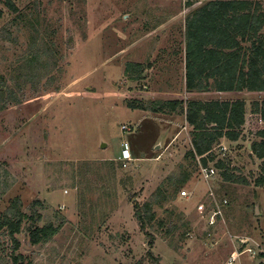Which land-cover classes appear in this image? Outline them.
Masks as SVG:
<instances>
[{
	"label": "rangeland",
	"instance_id": "374dc122",
	"mask_svg": "<svg viewBox=\"0 0 264 264\" xmlns=\"http://www.w3.org/2000/svg\"><path fill=\"white\" fill-rule=\"evenodd\" d=\"M13 1L17 14L0 4V218L18 198L28 215L35 201L45 205L40 226L66 219L36 246L24 226L23 264H261L264 189L254 186L253 133L222 142L225 156L216 152L248 185L225 181L214 163L216 174L204 179L188 156V131L171 139L183 116L130 109L168 96L264 100L184 94V20L159 24L184 13L186 0ZM124 143L133 157L127 168ZM145 203L154 204L155 222L142 230L135 204ZM11 253L0 233V264H11Z\"/></svg>",
	"mask_w": 264,
	"mask_h": 264
},
{
	"label": "trees",
	"instance_id": "16d2710c",
	"mask_svg": "<svg viewBox=\"0 0 264 264\" xmlns=\"http://www.w3.org/2000/svg\"><path fill=\"white\" fill-rule=\"evenodd\" d=\"M198 0H186L191 8ZM4 9L19 13L13 0H0ZM0 8V20L4 9ZM185 68L186 88L190 93L264 92V11L259 2L247 0H213L192 11L185 21ZM140 72L139 64L129 65ZM144 73V72H143ZM142 78V74L139 76ZM130 109L144 112L172 114L186 117L193 129L192 149L188 156L200 159L203 167L214 163L225 181L248 185L249 181L231 171L230 161L218 159L213 153L221 139L238 142L246 124L244 101L189 100L152 102L150 107L143 102H131ZM259 110V108H257ZM264 120V104L260 110ZM258 142L252 143L251 158L262 161L260 175L254 186L264 189V130L257 133ZM187 178L182 179L183 184ZM135 199V198H134ZM158 203V202H156ZM154 204H135V216L142 230L146 224L155 222ZM45 205L35 201L30 214L22 211L21 199H14L0 218V233L12 243L11 264H23L25 258L18 254L20 241L17 235L25 230L33 245L47 244L65 225L64 217H57V224L44 221ZM153 246V240L150 242ZM264 264V254L260 255Z\"/></svg>",
	"mask_w": 264,
	"mask_h": 264
},
{
	"label": "crops",
	"instance_id": "0c3cea01",
	"mask_svg": "<svg viewBox=\"0 0 264 264\" xmlns=\"http://www.w3.org/2000/svg\"><path fill=\"white\" fill-rule=\"evenodd\" d=\"M210 1H213V0H199V2H196L194 4V6H192L191 8H187L186 7V10H185L184 13H180V14H178L176 16H171L168 19H166L165 22H162V24H159V25H164V26L171 25V24L173 25V24L177 23L178 21H180L182 19L184 20V23H185L187 16L192 11L196 10L197 8L201 7L202 5H204V4H206L207 2H210ZM247 1H253V2H259L260 3V1H258V0H247ZM261 6H262V4H261ZM158 31H159V29H157L156 32H158ZM153 34H157V33H155V32H149L148 33V36H154ZM184 52H185V50H184ZM184 63H185V57H184ZM171 80H173V79H171ZM169 83H170V80H169ZM174 83H175V81H174ZM184 91H185L184 94L187 97H190L192 94H195L196 93V92L195 93H190V92H188V90L186 88V68L184 69ZM245 93L250 94V92H233V93L206 92V93H201V94H216V95H220V96H223V95H226V96H235V95H242V94H245ZM254 93L255 94H258V92H254ZM147 94H152V93H147ZM174 94H175L174 91L172 89H170L168 95H174ZM259 95H264V92L259 93ZM170 97L171 96L165 97L164 100H159V102H169V101H181L182 102L183 101V102L186 103L187 101L192 100V99L184 100L183 97L181 99H170ZM218 99L221 100V101H230V102H234V101H237V100L244 101L246 103L247 114H246V124L243 127V129H242V136H241L240 140L238 142H231V141H228L227 139H221L220 142L214 147L213 153L216 154L218 148H221L219 146H224V144L222 143L224 141H226V142L228 141L230 143H236V144H238L240 142H243L244 141V134L245 133H248V130H250L253 133V137H255V139L252 142H250V143L247 144L248 145L247 147L250 150L251 149V146H252V143H255V142H258L259 141V139L257 138V133L260 132V131H262V130H264V120H263V118H262V116L260 114V110L262 109V105L264 104V100L252 101V102L248 103V101H246V100H244L242 98H237V99H232V100L231 99L230 100L221 99V98H218ZM195 100H197V99H195ZM211 100H215V99H211ZM211 100H206V101H211ZM200 101H202V100H200ZM206 101H204V102H206ZM154 102H158V101H154ZM257 108H259V110H257ZM142 112H144V111H142ZM144 113H146V112H144ZM169 115L179 116L180 114L172 113V114H169ZM183 117H184V127H183V129L177 131L176 133L173 132V135L174 136H172L171 139H173V141L175 142L181 136H183L185 132L187 133V131H188V137L190 138V144H191V147H192V140H191L192 139L191 138L192 136H191V133H192L193 129L187 123L186 117L185 116H183ZM253 118H254L255 124L253 123V125H249V123L251 124V121H252ZM259 122H260V124H259ZM163 134H164L163 135V138H166L167 139L168 137H170V135H168L169 134V131L168 130H165L163 132ZM224 148H225V146H224ZM255 159H257V158H255ZM258 161L260 162V165L259 166H261L262 161H260V160H258Z\"/></svg>",
	"mask_w": 264,
	"mask_h": 264
},
{
	"label": "built area",
	"instance_id": "2783aa9c",
	"mask_svg": "<svg viewBox=\"0 0 264 264\" xmlns=\"http://www.w3.org/2000/svg\"><path fill=\"white\" fill-rule=\"evenodd\" d=\"M250 125V123H249ZM122 131H127V132H132V129L131 128H128V127H123L122 128ZM221 155L225 156L226 155V149L222 148L221 147ZM133 160V157H132V154H131V149H130V146L128 143H124L123 144V150H122V155H121V158H120V161L122 162L123 164V168H127L128 167V164L130 162H132ZM197 162H198V165H199V168L201 169V173L204 177V179H209L211 177H213L215 174H216V171L214 170V168H210V167H203L201 162H200V159H197ZM181 195L183 197H187V192L183 191L181 193ZM225 205L227 204V202L225 201L224 203ZM221 215V212L218 211L217 213H215V215L213 216V221L210 222V224L213 226L215 225V220L218 216ZM252 251L249 252V254H251ZM239 256V255H238Z\"/></svg>",
	"mask_w": 264,
	"mask_h": 264
}]
</instances>
